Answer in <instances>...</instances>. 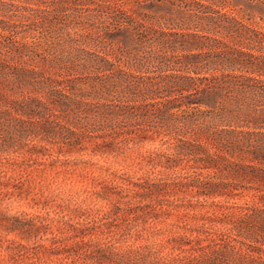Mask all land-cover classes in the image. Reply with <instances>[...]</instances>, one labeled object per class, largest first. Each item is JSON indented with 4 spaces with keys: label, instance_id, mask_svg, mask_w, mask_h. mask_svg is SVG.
<instances>
[{
    "label": "trees",
    "instance_id": "trees-1",
    "mask_svg": "<svg viewBox=\"0 0 264 264\" xmlns=\"http://www.w3.org/2000/svg\"><path fill=\"white\" fill-rule=\"evenodd\" d=\"M185 14L0 0V264H264L261 33ZM120 142L165 181L111 170Z\"/></svg>",
    "mask_w": 264,
    "mask_h": 264
},
{
    "label": "rangeland",
    "instance_id": "rangeland-1",
    "mask_svg": "<svg viewBox=\"0 0 264 264\" xmlns=\"http://www.w3.org/2000/svg\"><path fill=\"white\" fill-rule=\"evenodd\" d=\"M193 2V9L196 13L192 19H189L187 14L183 16L182 19H175L174 24L186 26H207V27H220L228 26L234 28H241L242 31L248 32L249 29H255L261 34L257 36L262 39L261 44H254L253 47H248L246 40L242 39L241 46L246 48H251L252 52L264 54V0H189ZM145 10L154 14L155 16H167L169 18L172 15V11L166 7H151L145 5ZM186 10V9H185ZM216 11H221L226 14V16L219 15ZM216 12V13H215ZM200 18H198V17ZM174 17V16H173ZM234 18L235 20H233ZM225 37L226 40H229L231 43L239 42L238 35H231L230 33ZM245 72V71H244ZM251 72V71H249ZM51 75H56V72H50ZM127 127H130L129 123H126ZM117 148L109 155V160L112 166H107L114 172L132 179L137 182H141L147 189H151L150 186L153 183L164 182L165 179H162L157 175V172L148 165L147 161L150 157L152 151H147V147L141 145L140 143L120 142L117 145ZM238 159V158H237ZM242 161L249 163L250 160L247 158H241ZM103 165L104 163H100ZM197 171V178H208V173L206 170ZM211 178V177H209ZM246 183V182H245ZM125 186L127 187L126 183ZM156 196V195H154ZM128 198V197H124ZM154 199V198H153ZM147 199L146 202L140 201L142 203H157V200ZM153 200V201H152ZM182 201V202H187ZM198 204L201 203H210L204 199H198ZM139 201H134L132 204L128 205H138ZM124 203H121L122 207L128 206ZM238 213V212H235Z\"/></svg>",
    "mask_w": 264,
    "mask_h": 264
}]
</instances>
